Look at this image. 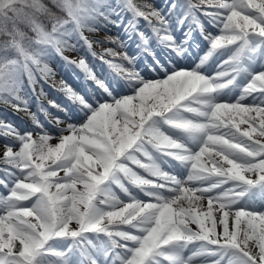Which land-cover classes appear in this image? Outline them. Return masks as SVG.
Listing matches in <instances>:
<instances>
[{
	"label": "snow or ice",
	"instance_id": "1",
	"mask_svg": "<svg viewBox=\"0 0 264 264\" xmlns=\"http://www.w3.org/2000/svg\"><path fill=\"white\" fill-rule=\"evenodd\" d=\"M50 3L0 0V37L5 38L0 44V99L13 108L22 103L26 110L25 77L35 91L40 78L54 75L45 62L48 54L76 50L71 40L82 41L94 58L122 77L135 76L123 68L122 62L131 60L116 51L122 46L118 38L90 40L84 35L86 29L95 30L90 26L104 15L101 9L106 0ZM129 3L137 15L150 22L157 17L156 24L166 25L149 3ZM198 3L206 14L217 17L220 34L206 36L212 49L246 41L250 34L264 38V0ZM24 28L34 35L29 37ZM105 43L115 47L99 53L93 50V44ZM62 58L93 80L101 97L93 95L90 102L61 81L60 90L85 112V119L61 127L64 122L57 118L61 134L54 145L49 144L47 133L34 140L32 131L20 134L11 124L0 123L19 142V150L5 145L0 162L9 166L10 176H15L13 169L20 173L11 186L8 180L0 181L8 189L7 195H0V264H36L43 252L62 255L46 248L47 243L53 238H76L86 231L115 238L116 247L128 252L121 264H158L157 256L171 262L179 257L159 250L195 240L215 245L222 264H264V210L237 205L249 187L264 185V72L253 74L235 101H196L206 106L201 108L186 102L231 83H214L227 70L213 77L196 70L172 71L163 79L142 82L134 94L116 98L83 57L78 61ZM252 94L261 99L245 103ZM155 117L186 134L194 147L162 131ZM164 157L186 166V178L165 171L160 163ZM109 181L128 199L105 187ZM230 181L231 187L223 189ZM127 185L148 199L136 198ZM32 197L34 202L24 206ZM123 226L136 231L123 230ZM128 242L135 246L129 247Z\"/></svg>",
	"mask_w": 264,
	"mask_h": 264
},
{
	"label": "rangeland",
	"instance_id": "2",
	"mask_svg": "<svg viewBox=\"0 0 264 264\" xmlns=\"http://www.w3.org/2000/svg\"><path fill=\"white\" fill-rule=\"evenodd\" d=\"M135 2L137 4L149 3L154 10L158 11V18H162L167 22L166 25L160 28L159 25L156 24V19L153 20L155 28L161 35L156 43L152 42L151 39L146 36V44L143 48L139 49L134 35L131 32V21L135 18L139 24H142L143 18L138 17V15L124 3V0H106V6L101 9L104 15L97 17L95 25L90 26L95 28V32H91L87 29L84 31V35L90 40H107L109 37L118 38L122 46L116 48V51L126 54L131 60V63H129L128 60H124L122 62L123 68L133 71L135 76L122 77L119 73L115 74L111 71H105L100 64L99 58H94L87 47L83 45L82 41L77 43L76 40H71L69 42L76 44V50L65 49L62 55L58 53L56 58L53 56L50 69L54 75L48 76L46 81H43L44 78L39 79L37 93L39 97L42 96V100H39L38 96L32 97L25 88H23L22 95L27 101V109L24 110V105L22 103L18 105V109L25 111L26 116L6 118L17 132L23 134L26 131H32L34 140H38L39 135L47 133L50 136L49 144L54 145L58 142L57 137L61 134L56 125L57 118L64 122L60 125L61 127H67V124H79L85 119V112L81 111L77 105L73 104L60 90L61 81L66 82L77 92L82 93L85 99H88L90 102L93 95L97 98L101 97L96 83L91 79L85 81L83 77H81L78 71L79 69H76L74 64V66L68 64L62 58L63 56L68 57L70 60L77 61L83 57L88 62L92 71L96 74V77L104 81L111 95L116 98L134 94V91L141 86L142 82L163 79L166 74H170L172 71L176 70H196L206 77H213L214 74L227 70L228 74L221 77L219 80H215L214 83H223L229 80L230 73L232 69H234L233 53L237 50V45L235 47L230 46L217 50L213 56H208L210 40L207 39L206 36L211 34V36L215 37L220 34L215 13L206 14L204 10V13L200 14L198 11L200 5L197 0V9H193V12L195 17H200L201 30L190 34V30L186 24V16L183 15L185 10L182 0H175V2L173 0H135ZM165 35L169 36L171 39H163L162 37ZM248 40L250 44L249 54L245 66L237 80L226 84L223 88H217L213 93L196 97L193 101H188L186 103H192L194 107L204 108L206 107L205 105H200L196 103V101L232 102L241 96V91L251 79V76L255 73L264 72V38L250 34ZM113 47H115V45L110 43L102 45L93 44V50L97 53L101 52L103 48ZM224 58H231L233 62H226L225 66L222 63ZM213 62H216L217 65L213 66ZM41 88L43 89V94H41ZM105 99H107V97H105ZM260 99L261 96L259 94H252L247 96L244 102L253 103ZM39 101L42 110L38 108L37 102ZM50 102H54L59 107H53ZM61 109L64 110L62 111ZM181 115L193 120L201 119L191 113H181ZM154 120L157 121V126L162 131L188 143L190 147H194L188 140L186 134L179 130L172 129L170 126L161 125L158 119L154 118ZM6 144H11L14 150H19L18 141H13L11 136L3 137L0 135V161L3 159V150ZM203 160L204 157H202V162ZM0 163L2 164L0 165L2 167L0 170V181L8 180L9 186H11V180L19 176L20 173L13 169L12 171L15 173V176H10L6 171L9 166L6 163ZM160 163L165 171L176 175L180 179L186 178L188 174L186 166L171 158L164 157L161 159ZM208 166L211 167V163H209ZM134 170L138 171L141 175H148L144 171H140L136 168H134ZM59 175L62 176L63 172H60ZM231 185L232 183L228 182L222 185V188L227 189L230 188ZM105 187L110 188L121 199H128V197L125 196L120 189L116 188L115 185L111 184L110 181L106 183ZM127 187L135 194L136 198L141 200L148 199L139 189L131 185H127ZM219 190L220 189H217L215 191ZM240 190H242V188L236 189V191ZM249 190L250 191H245L244 195L237 200V205L248 207L249 209L264 210V185H259ZM7 194V187H5L4 184H0V195ZM34 200L35 197H32L30 200L24 201L23 205L30 206ZM204 203L206 205V201ZM123 230L136 231L131 228V226H123ZM81 237L87 241L88 245L85 247V253L87 254V259H90L92 264H121V258L128 255L127 250L123 248L115 247L113 251H109L100 233L86 231L81 234ZM68 239L69 237L51 239L47 243L46 248L59 251L62 255L57 256L51 252H43L36 264H89L88 260L80 262L75 252L69 248ZM121 243H123V241ZM128 244L129 247L135 246L133 242H128ZM159 251L169 253L174 257H179V259L170 262L157 256L156 259L158 264H222L219 249L204 241L175 242L164 246V248Z\"/></svg>",
	"mask_w": 264,
	"mask_h": 264
},
{
	"label": "trees",
	"instance_id": "3",
	"mask_svg": "<svg viewBox=\"0 0 264 264\" xmlns=\"http://www.w3.org/2000/svg\"><path fill=\"white\" fill-rule=\"evenodd\" d=\"M44 2L47 3V4H49V6H51L50 0H44ZM54 11H55V9H54ZM45 22L47 23V21H45ZM49 27H50V25H49ZM23 30L27 33V35H28L29 37H32V36L34 35V34H33L29 29H27V28H24ZM4 39H5L4 37H0V44L3 43ZM51 53H52V52H50V53L48 54V56H47V60L50 59ZM47 64H48V66H49V62H48ZM8 105H11V104H9V103H5L2 99H0V123H3V122L5 121V119L2 117V114H6L7 116L12 115V114H11L9 111H7L6 108H5V107L8 106ZM4 131H6V130H4Z\"/></svg>",
	"mask_w": 264,
	"mask_h": 264
},
{
	"label": "bare ground",
	"instance_id": "4",
	"mask_svg": "<svg viewBox=\"0 0 264 264\" xmlns=\"http://www.w3.org/2000/svg\"><path fill=\"white\" fill-rule=\"evenodd\" d=\"M118 32H119V30H118ZM130 46V45H129ZM131 48V47H130ZM225 54V53H224ZM229 61V59H227V58H224V60L222 61V63H223V65H225L226 66V62H228ZM212 65L213 66H216L217 65V63L216 62H213L212 63Z\"/></svg>",
	"mask_w": 264,
	"mask_h": 264
}]
</instances>
